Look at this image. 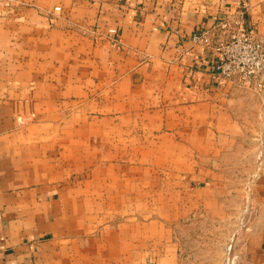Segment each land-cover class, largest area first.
I'll use <instances>...</instances> for the list:
<instances>
[{
  "label": "crops",
  "instance_id": "crops-1",
  "mask_svg": "<svg viewBox=\"0 0 264 264\" xmlns=\"http://www.w3.org/2000/svg\"><path fill=\"white\" fill-rule=\"evenodd\" d=\"M243 2L246 29L264 38V0L0 5V264H135L148 246L141 225L95 232V207L119 205L127 189L165 190L168 220L219 204L222 182L199 159L244 135L264 79L220 78L218 52L192 39ZM249 202L238 264H264V170ZM152 225L158 241L166 225Z\"/></svg>",
  "mask_w": 264,
  "mask_h": 264
},
{
  "label": "rangeland",
  "instance_id": "rangeland-1",
  "mask_svg": "<svg viewBox=\"0 0 264 264\" xmlns=\"http://www.w3.org/2000/svg\"><path fill=\"white\" fill-rule=\"evenodd\" d=\"M4 1L0 0V5ZM262 78L264 74L257 79ZM263 107L264 101L255 97L250 103V110L243 111L251 124L238 142L229 144L220 156L199 159L203 174L222 182L216 191L218 205L200 206L191 213L168 220L164 217L165 198L162 200L165 190H150L144 186L142 198L135 199L128 197L136 192L127 189L122 192L124 198H121L122 203L119 205L95 207L98 225L95 232H100L105 225L112 233L120 230L128 233L132 225H141L140 230L144 238L148 239V246L142 249L141 259L135 264H238L246 231L252 221L250 186L264 170ZM211 170L215 173L209 174ZM125 176L133 177L132 174ZM174 207L169 211L174 212L177 209ZM83 208L86 211V207ZM158 220L164 221L166 226L156 241L151 239V233L157 230L152 223ZM112 242L116 244L114 238ZM114 246H111L112 249ZM115 256L122 262L128 254H100L95 255L94 259L109 263L110 260L117 261ZM87 257L86 254H80L77 261L85 262Z\"/></svg>",
  "mask_w": 264,
  "mask_h": 264
},
{
  "label": "built area",
  "instance_id": "built-area-1",
  "mask_svg": "<svg viewBox=\"0 0 264 264\" xmlns=\"http://www.w3.org/2000/svg\"><path fill=\"white\" fill-rule=\"evenodd\" d=\"M247 8L248 4L243 2L235 13L220 14L209 29L196 31L192 40L218 52L217 76L250 86L264 74V38L246 29Z\"/></svg>",
  "mask_w": 264,
  "mask_h": 264
}]
</instances>
